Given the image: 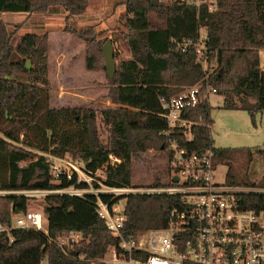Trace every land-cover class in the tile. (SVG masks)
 Masks as SVG:
<instances>
[{
    "label": "trees",
    "instance_id": "trees-1",
    "mask_svg": "<svg viewBox=\"0 0 264 264\" xmlns=\"http://www.w3.org/2000/svg\"><path fill=\"white\" fill-rule=\"evenodd\" d=\"M214 1V10L205 2L125 1L129 15L126 37L132 58L116 65L112 78L107 74L109 98L117 106L102 111L111 128L110 141L105 144L97 133L94 115L80 117L78 108L50 106L47 34L27 33L15 46L16 33L9 31L1 18L4 12L40 13L52 5H62L70 14L78 15L84 13L88 0H0V190L68 185L51 182L50 164L42 154L48 152L79 159L91 174L103 170L105 178L101 181L109 186L134 187V164L151 147L166 160L161 177H156L152 186L171 184V153L167 152L171 140L190 151L213 148L215 155L218 153L213 146V106L208 99L185 109L182 115L195 122L192 139L178 129L161 134L168 129L161 97L175 96L198 83L203 85V95L210 88L217 89L221 108L246 111L255 123L256 116L264 111L260 55L264 50V0ZM201 28L208 34V50L217 64L209 80H205L195 51H177L173 43V39L195 40ZM75 33L87 40L88 69H95L97 61L106 69L102 46L95 40L93 29ZM27 60L32 62L31 70L26 67ZM110 153L122 162L111 165ZM227 178L236 183L230 169ZM121 198L126 200L124 233L165 227L171 209L180 202L177 196L167 194H131L114 202ZM102 199L111 201L108 195H102ZM28 200L25 195L0 196L3 226L11 228V213L26 211ZM96 200L93 195L47 196L43 215L49 235L35 229L1 231L0 264H91L90 259L103 258L118 239L99 217ZM244 202L247 207L262 210L264 194L248 193ZM69 231H80L84 238L64 251L51 238Z\"/></svg>",
    "mask_w": 264,
    "mask_h": 264
},
{
    "label": "built area",
    "instance_id": "built-area-1",
    "mask_svg": "<svg viewBox=\"0 0 264 264\" xmlns=\"http://www.w3.org/2000/svg\"><path fill=\"white\" fill-rule=\"evenodd\" d=\"M163 3H188L200 5L209 3L214 10V0H160ZM209 37L204 28L194 39H173L175 49L181 52L194 50L197 63L204 69L205 80L214 73ZM203 85L198 83L184 88L172 97H161L168 129L161 134L169 135L173 129L182 130L192 139L195 122L185 119V109L196 107L203 101L217 95L216 88L202 94ZM171 153L168 160L171 184L148 187H112L85 170L69 155L59 156L51 152L42 153L50 164L53 184L68 185L53 189L23 191H2L9 194L44 196L67 195L97 198L99 217L118 244L110 246L103 258L90 259L91 264H264V209L247 207L244 196L248 193H262L264 189L229 182L227 173H220L214 162L215 151L194 152L180 147L177 140H171L167 147ZM122 158L109 154V163L116 165ZM76 176V177H75ZM178 177V181L174 178ZM221 177V178H220ZM96 183V184H95ZM80 184H85L80 186ZM131 194H167L177 196L179 205L173 207L163 228L143 232H127L125 207L119 206L118 197ZM102 195L111 197L104 201ZM122 199V198H121ZM124 199V198H123ZM12 226L5 227L0 221V232L16 229H35L49 235L44 215L38 211L12 212ZM84 238L80 231H69L57 239L51 238L61 249L73 247Z\"/></svg>",
    "mask_w": 264,
    "mask_h": 264
},
{
    "label": "rangeland",
    "instance_id": "rangeland-1",
    "mask_svg": "<svg viewBox=\"0 0 264 264\" xmlns=\"http://www.w3.org/2000/svg\"><path fill=\"white\" fill-rule=\"evenodd\" d=\"M125 1L88 0L84 13L78 15L70 14L62 5H52L40 13L4 12L1 15L9 31L16 33L15 46L27 33L47 34L50 106L78 108L80 117L86 113L94 115L97 133L105 144L110 141L111 128L105 123L102 111L117 105L109 98L106 69L102 68L101 61L96 62L95 69H88L87 40L80 38L75 31H86L91 27L95 40L102 47L111 40L117 66L123 60L131 59L126 37L129 15ZM212 64L215 71L217 64L214 58ZM212 101L213 146L218 149L214 162L218 171L223 174L230 169L237 184L264 189V111L256 116L254 123L246 111L218 107L219 96L213 95ZM76 161L79 165L83 164L79 159ZM165 163V158L154 147L141 153L134 164L133 186H152L156 177H161L160 171ZM96 174L100 180L105 178L103 170ZM28 197L27 210L44 213L46 197ZM118 203L120 207H125L126 200L122 198Z\"/></svg>",
    "mask_w": 264,
    "mask_h": 264
},
{
    "label": "water",
    "instance_id": "water-1",
    "mask_svg": "<svg viewBox=\"0 0 264 264\" xmlns=\"http://www.w3.org/2000/svg\"><path fill=\"white\" fill-rule=\"evenodd\" d=\"M102 51H103V54H104V59H105V65H106L107 74H108V76L110 78H112L114 76L115 71H116V61H115L114 46H113V43H112L111 40H108L103 45ZM26 67L29 70L32 69L33 66L31 64V60H27ZM174 181H178V177H175L174 178Z\"/></svg>",
    "mask_w": 264,
    "mask_h": 264
},
{
    "label": "crops",
    "instance_id": "crops-1",
    "mask_svg": "<svg viewBox=\"0 0 264 264\" xmlns=\"http://www.w3.org/2000/svg\"><path fill=\"white\" fill-rule=\"evenodd\" d=\"M260 55H261V67L264 69V50H261ZM212 96L210 97V103L213 106ZM217 96H219V95L217 94ZM219 99L221 101H218L217 102L218 103L217 105H218V107H221V105H222V98L219 96ZM213 108H214V106H213ZM211 117H212V112H211ZM213 121H214V119H213Z\"/></svg>",
    "mask_w": 264,
    "mask_h": 264
}]
</instances>
